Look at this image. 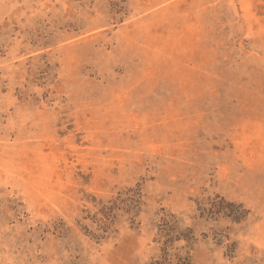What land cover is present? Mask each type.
<instances>
[{
  "label": "rangeland",
  "instance_id": "374dc122",
  "mask_svg": "<svg viewBox=\"0 0 264 264\" xmlns=\"http://www.w3.org/2000/svg\"><path fill=\"white\" fill-rule=\"evenodd\" d=\"M157 263L264 264V0H0V264Z\"/></svg>",
  "mask_w": 264,
  "mask_h": 264
},
{
  "label": "trees",
  "instance_id": "16d2710c",
  "mask_svg": "<svg viewBox=\"0 0 264 264\" xmlns=\"http://www.w3.org/2000/svg\"><path fill=\"white\" fill-rule=\"evenodd\" d=\"M232 214H236V212L235 211H233V213ZM157 264H161V263H157ZM165 264H167V263H165ZM182 264H186V263H182Z\"/></svg>",
  "mask_w": 264,
  "mask_h": 264
}]
</instances>
